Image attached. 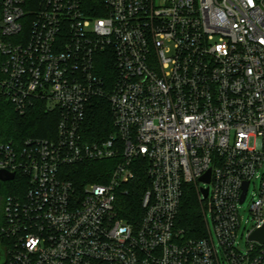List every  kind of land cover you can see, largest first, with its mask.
<instances>
[{
  "label": "built area",
  "instance_id": "obj_1",
  "mask_svg": "<svg viewBox=\"0 0 264 264\" xmlns=\"http://www.w3.org/2000/svg\"><path fill=\"white\" fill-rule=\"evenodd\" d=\"M0 102L57 113L51 137L0 139V264H264V0H0ZM104 160L103 181L71 179ZM188 184L197 237L176 224Z\"/></svg>",
  "mask_w": 264,
  "mask_h": 264
},
{
  "label": "trees",
  "instance_id": "obj_2",
  "mask_svg": "<svg viewBox=\"0 0 264 264\" xmlns=\"http://www.w3.org/2000/svg\"><path fill=\"white\" fill-rule=\"evenodd\" d=\"M105 72V71H104ZM57 113L45 111L36 106L24 114H18L7 102H0V139H21L27 136L51 137L55 135ZM87 132L94 137L107 136L113 131L111 112L107 100L93 98L87 110ZM112 161H88L71 167V179L77 183L88 181H103V176L109 173ZM136 179L129 186V193L122 199L119 213L129 218L131 212L139 213V198L145 187L141 172H136ZM178 227L182 228L184 237H197L205 230V220L201 210V203L193 184H188L183 192L178 215Z\"/></svg>",
  "mask_w": 264,
  "mask_h": 264
},
{
  "label": "water",
  "instance_id": "obj_3",
  "mask_svg": "<svg viewBox=\"0 0 264 264\" xmlns=\"http://www.w3.org/2000/svg\"><path fill=\"white\" fill-rule=\"evenodd\" d=\"M0 177H1L2 180H8V179H11L13 177V173H7L5 171H1ZM200 180L207 183L209 181V171H207L206 174H204L203 176H201L200 177ZM246 187H247V183L244 184V187H243L244 190H243V194L241 196L240 202H242L243 199H244ZM207 192H208V188L207 187H204V188L202 187L201 188V193H202V195L204 197L207 195ZM251 238L257 239V240L263 242L264 241V226L262 228H260L259 230H256L251 235Z\"/></svg>",
  "mask_w": 264,
  "mask_h": 264
},
{
  "label": "rangeland",
  "instance_id": "obj_4",
  "mask_svg": "<svg viewBox=\"0 0 264 264\" xmlns=\"http://www.w3.org/2000/svg\"><path fill=\"white\" fill-rule=\"evenodd\" d=\"M249 189L250 191H252L253 185H251ZM249 200H250V196H248V199L244 202L241 208L242 223H245V221L249 218V213H248ZM238 246L242 249L245 247V239H244V236L241 237V233H239V236H238Z\"/></svg>",
  "mask_w": 264,
  "mask_h": 264
}]
</instances>
